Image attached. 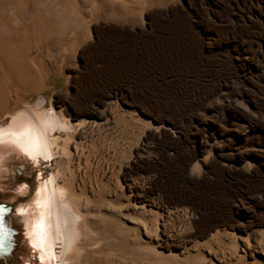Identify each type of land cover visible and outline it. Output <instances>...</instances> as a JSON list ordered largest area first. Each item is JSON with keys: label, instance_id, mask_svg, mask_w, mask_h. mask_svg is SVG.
I'll list each match as a JSON object with an SVG mask.
<instances>
[{"label": "rangeland", "instance_id": "374dc122", "mask_svg": "<svg viewBox=\"0 0 264 264\" xmlns=\"http://www.w3.org/2000/svg\"><path fill=\"white\" fill-rule=\"evenodd\" d=\"M16 121L38 153L14 208L49 184L52 264H264V0H0Z\"/></svg>", "mask_w": 264, "mask_h": 264}, {"label": "bare ground", "instance_id": "6f19581e", "mask_svg": "<svg viewBox=\"0 0 264 264\" xmlns=\"http://www.w3.org/2000/svg\"><path fill=\"white\" fill-rule=\"evenodd\" d=\"M172 29L174 34L166 36L171 39L167 41L161 37V44L168 46L167 53L180 54L178 50L182 51L190 46L189 38H187L188 33L186 31L183 33L176 26H172ZM173 39L176 41H173ZM154 43L159 44L150 41L151 45ZM180 57L182 58V56ZM182 85L184 86H179L181 97L189 100L194 98V92L197 88L191 90L187 84L185 85L184 83ZM151 102L162 107H166L168 104V101L164 99ZM170 105L172 107L170 109L177 113L178 105L174 104L175 106H173L172 103ZM37 136L38 134L31 122L16 121L10 126H6V128H0V171L4 170L6 175L10 176L4 177V174V176L0 175L1 204H8L9 202L20 203L26 197L21 192L28 190L27 188L25 189L27 186L24 184L18 185L15 180H12L15 176L12 171L14 170L12 164L24 161L22 156L26 155L25 158H28L33 154L34 150H38ZM39 159L38 157L37 160ZM25 175L29 177L28 172ZM29 178L32 182V187L35 185V181L42 180V177ZM37 201H42L43 205L30 206L37 203ZM0 208H4L3 205H0ZM48 215L50 216L49 220ZM52 216L51 192L48 183L28 198L23 207L0 211V264H52V257H50L52 253H54L57 263V245L59 242L55 243L54 239L52 240V235L49 234L52 231L54 232V225L52 226V220H50ZM50 240H52L51 244H53L51 246H49Z\"/></svg>", "mask_w": 264, "mask_h": 264}, {"label": "water", "instance_id": "95a60500", "mask_svg": "<svg viewBox=\"0 0 264 264\" xmlns=\"http://www.w3.org/2000/svg\"><path fill=\"white\" fill-rule=\"evenodd\" d=\"M24 168H26V167H14V174H15V176H16V180L18 181V179H19V175L21 174V172H22V169H24ZM26 180V183H27V185H28V187L30 188V189H32V182H31V180H30V178L29 177H23V180ZM15 180V181H16ZM16 181V182H17ZM19 203L18 202H14V203H8V204H1V202H0V205H3V207L4 208H0V211H6V210H14L15 208V206H17ZM11 206V207H10ZM6 208H8V209H6Z\"/></svg>", "mask_w": 264, "mask_h": 264}]
</instances>
